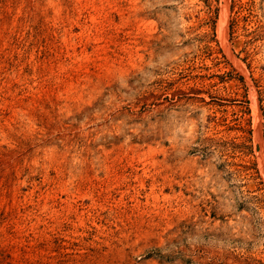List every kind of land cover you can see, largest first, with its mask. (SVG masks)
I'll return each mask as SVG.
<instances>
[{
    "label": "rangeland",
    "instance_id": "obj_1",
    "mask_svg": "<svg viewBox=\"0 0 264 264\" xmlns=\"http://www.w3.org/2000/svg\"><path fill=\"white\" fill-rule=\"evenodd\" d=\"M0 264H264V0H0Z\"/></svg>",
    "mask_w": 264,
    "mask_h": 264
}]
</instances>
